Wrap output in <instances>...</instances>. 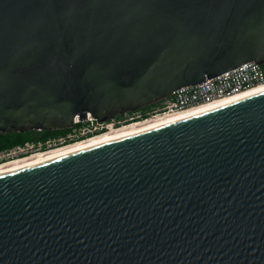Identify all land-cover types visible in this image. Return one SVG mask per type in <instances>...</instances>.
Segmentation results:
<instances>
[{"label":"water","instance_id":"1","mask_svg":"<svg viewBox=\"0 0 264 264\" xmlns=\"http://www.w3.org/2000/svg\"><path fill=\"white\" fill-rule=\"evenodd\" d=\"M247 63L264 0H0V134L106 123ZM0 264H264V91L0 174Z\"/></svg>","mask_w":264,"mask_h":264},{"label":"built area","instance_id":"2","mask_svg":"<svg viewBox=\"0 0 264 264\" xmlns=\"http://www.w3.org/2000/svg\"><path fill=\"white\" fill-rule=\"evenodd\" d=\"M261 86H264V64L247 63L215 78L205 80L199 85L178 89L174 91L170 97L156 104L155 107L146 114L143 115L142 112L137 111L139 114H137V112L131 113L133 116L129 117L128 120L130 122L145 121L148 118H155L159 115H166L221 102ZM86 122L95 124V127L93 129H82L81 132L69 133L65 137L56 139L53 143H50L51 141H46L43 144L37 143V145H35V143L27 142L23 145L15 146L10 150L0 152V162L24 157L34 152L46 151L92 137L100 133L101 130H105L108 125L104 126V123H97L91 119L90 116H88ZM124 123L127 124L129 122L127 121ZM77 124L79 123H75L73 126Z\"/></svg>","mask_w":264,"mask_h":264},{"label":"bare ground","instance_id":"3","mask_svg":"<svg viewBox=\"0 0 264 264\" xmlns=\"http://www.w3.org/2000/svg\"><path fill=\"white\" fill-rule=\"evenodd\" d=\"M264 91V86L251 89L249 91H246L236 97H233L231 99H227L221 102H216L209 105H203L200 107H195L191 109H187L184 111H179L175 113H169L166 115H159L155 118H148L145 121H135V122H129L127 124H122L120 127L112 126L110 123L107 125L105 131H101L100 133L88 137L86 139L76 141L74 143H70L67 145H63L60 147H55L46 151H40V152H34L31 155H27L24 157H18L9 159L6 161L0 162V174L6 173L9 171H13L19 168H23L26 166H30L33 164H37L40 162H44L50 159H54L57 157H61L67 154H71L80 150H84L86 148H90L102 143H106L109 141H112L114 139L126 136L128 134L140 131L142 129H146L155 125H159L168 121H172L181 117H185L197 112L206 111L214 108L221 107L227 103L243 99L245 97H249L251 95L260 93Z\"/></svg>","mask_w":264,"mask_h":264},{"label":"trees","instance_id":"4","mask_svg":"<svg viewBox=\"0 0 264 264\" xmlns=\"http://www.w3.org/2000/svg\"><path fill=\"white\" fill-rule=\"evenodd\" d=\"M155 105L145 109L142 113L143 115L152 110ZM68 131H55V132H41L40 133V140L39 141H46L49 138L53 137H63L67 134ZM34 139L32 138L31 133L26 134H0V152L7 151L12 149L15 146L23 145L27 142H33Z\"/></svg>","mask_w":264,"mask_h":264},{"label":"rangeland","instance_id":"5","mask_svg":"<svg viewBox=\"0 0 264 264\" xmlns=\"http://www.w3.org/2000/svg\"><path fill=\"white\" fill-rule=\"evenodd\" d=\"M145 110V109H144ZM142 111V110H141ZM141 111H139V112H141ZM139 112H137V114H139ZM133 115L132 114H126V115H124V116H120V117H117V118H115L113 121H109V122H106V123H104L103 125L104 126H106L107 124H111V125H115V126H120V125H122V124H126V123H124L123 121H118L119 120V118H121V119H125V120H127L128 122H130L128 119H129V117H132ZM143 118V117H142ZM104 126H103V128H104ZM95 127V124H91L90 122H83V123H79V124H77V125H75V126H73L71 129H69V130H66V131H68L67 132V134L66 135H68L69 133H72V132H81L82 131V129H85V128H90V129H93ZM117 128V127H116ZM101 131H105L104 129L103 130H101ZM55 132V131H54ZM58 132V131H57ZM99 132H100V130H99ZM29 133H31V135H32V138L34 139V141L32 142V143H35V145H37V143H45L46 141H51L50 143H53L56 139H58V138H61V137H53V138H49V139H47L46 141H44V142H42V141H39L40 140V133L41 132H36V131H32V132H29ZM65 135V136H66ZM65 136H63V137H65Z\"/></svg>","mask_w":264,"mask_h":264},{"label":"flooded vegetation","instance_id":"6","mask_svg":"<svg viewBox=\"0 0 264 264\" xmlns=\"http://www.w3.org/2000/svg\"><path fill=\"white\" fill-rule=\"evenodd\" d=\"M144 110H142L141 112H143ZM143 114V113H142ZM118 121H123V122H127V120H125V119H121V118H119V120Z\"/></svg>","mask_w":264,"mask_h":264}]
</instances>
